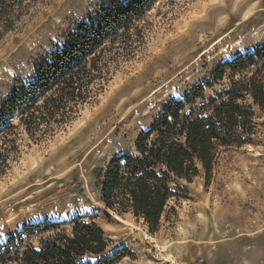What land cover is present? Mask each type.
<instances>
[{
	"label": "rangeland",
	"instance_id": "374dc122",
	"mask_svg": "<svg viewBox=\"0 0 264 264\" xmlns=\"http://www.w3.org/2000/svg\"><path fill=\"white\" fill-rule=\"evenodd\" d=\"M10 1L12 21L7 28L0 21V104L104 0ZM263 42L264 0H155L104 45L110 74L95 99L51 136L26 142L0 178V244L27 224L67 228L84 218L104 230L107 254L127 253L115 264H264V113L257 107L252 142L221 151L207 183L202 172L179 180L182 190L155 232L130 212L106 209L98 189L105 165L134 150L164 103ZM213 88L220 86L205 94Z\"/></svg>",
	"mask_w": 264,
	"mask_h": 264
},
{
	"label": "trees",
	"instance_id": "16d2710c",
	"mask_svg": "<svg viewBox=\"0 0 264 264\" xmlns=\"http://www.w3.org/2000/svg\"><path fill=\"white\" fill-rule=\"evenodd\" d=\"M155 0H104L79 22L62 45L41 59L33 76L0 104V178L26 142L64 127L109 80L101 50L128 30ZM13 2V1H12ZM12 3L0 0V21H12ZM264 42L218 63L211 78L169 100L134 141V150L112 157L99 175V198L116 214L130 212L155 232L168 201L201 172L206 183L221 151L252 142L254 107L264 113ZM219 85L210 95L205 88ZM27 224L0 244V264H115L127 255L106 253L109 240L92 219ZM39 238L37 245L29 238Z\"/></svg>",
	"mask_w": 264,
	"mask_h": 264
},
{
	"label": "snow or ice",
	"instance_id": "6c2138e0",
	"mask_svg": "<svg viewBox=\"0 0 264 264\" xmlns=\"http://www.w3.org/2000/svg\"><path fill=\"white\" fill-rule=\"evenodd\" d=\"M210 2H212V3H215L216 2V0H210ZM0 227H3V225H0ZM3 233L2 232H0V235H2Z\"/></svg>",
	"mask_w": 264,
	"mask_h": 264
},
{
	"label": "bare ground",
	"instance_id": "6f19581e",
	"mask_svg": "<svg viewBox=\"0 0 264 264\" xmlns=\"http://www.w3.org/2000/svg\"><path fill=\"white\" fill-rule=\"evenodd\" d=\"M223 37H224V36H223ZM218 39H219V38H218ZM213 43H214V42H213ZM213 45H214V44H213ZM192 49H193V48H192ZM192 49H191V50H192ZM203 52H204V51H203ZM158 89H159V88H158ZM86 115H87V114H86ZM86 115L84 116L85 118H87V116H86ZM82 144H83V143H82Z\"/></svg>",
	"mask_w": 264,
	"mask_h": 264
}]
</instances>
